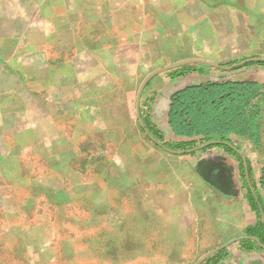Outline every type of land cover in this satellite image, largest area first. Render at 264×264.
Wrapping results in <instances>:
<instances>
[{
    "label": "crops",
    "instance_id": "0c3cea01",
    "mask_svg": "<svg viewBox=\"0 0 264 264\" xmlns=\"http://www.w3.org/2000/svg\"><path fill=\"white\" fill-rule=\"evenodd\" d=\"M61 58L68 59L67 79L61 78ZM17 59L21 64L15 66L13 62ZM258 60H264V0H0V121L3 119L6 123L12 115V91L22 90V95L36 96L46 109L40 122L45 125L44 135L54 136L52 122L60 118L61 113H67L65 109L61 111V89L68 93L64 107L72 103L74 117L76 109L82 107L79 116L83 118V114L90 112L87 120L92 121L94 106L103 105L112 91L119 93L113 105L121 106L124 112L135 90L134 84L123 82L124 77L128 75L133 82L146 75L135 93V120L154 148L181 159L180 168L161 164L165 174L192 172L198 182L202 181L219 197L209 200L191 194L185 209L183 204V208L164 211L166 228L170 229L167 235L172 231L176 244H181L176 247L183 249L186 242H194L193 237L188 238V231L202 238L204 251L199 256L179 260L155 257L121 260L120 255L113 261L116 264H264V244L246 235V229L257 221L244 188L246 184L249 186L246 163L253 171L252 184H257L259 172L254 171L247 153L235 144L237 137H232L231 143L238 157L213 143L172 151L156 141L143 123L150 121L165 139L172 140L164 116L169 97L178 90L180 79L187 78L185 85L238 78L264 84V74L258 75L260 70L264 71L262 67L234 70ZM23 61L26 66L22 65ZM230 63L234 64L228 65ZM179 68L182 74L173 77L172 71ZM35 73L36 78L32 76ZM153 80H156L153 90L147 89ZM78 90L83 91L79 96ZM39 91L53 92L54 96L41 99ZM138 95L139 119L136 115ZM25 103L26 99L22 98L18 104ZM68 114L71 111L68 110ZM3 126L0 124L1 174L7 179L15 169L18 177H25L28 174L25 170L12 167L14 156L7 154L6 143L2 142ZM41 138L44 137L38 139ZM206 149L212 150L191 155ZM240 159L245 178L239 171ZM75 162L73 158L59 170H69ZM31 188L43 190L51 205L56 201L60 204V189H40L34 178ZM261 199L264 204L262 193ZM260 215L264 225L261 211ZM108 249L110 244L101 247L103 251Z\"/></svg>",
    "mask_w": 264,
    "mask_h": 264
},
{
    "label": "rangeland",
    "instance_id": "374dc122",
    "mask_svg": "<svg viewBox=\"0 0 264 264\" xmlns=\"http://www.w3.org/2000/svg\"><path fill=\"white\" fill-rule=\"evenodd\" d=\"M60 60L61 78L67 79L68 59ZM13 64H21L20 59ZM22 65L26 66L24 61ZM263 74V70L258 72V75ZM32 76L36 78L37 74ZM145 76L133 82L128 75L124 77L125 84L135 86L129 105L124 106L125 113L121 106L113 105L119 93L112 91L103 105L94 106L92 121L87 120L90 112L83 114V118L79 116L82 107L76 109L75 117L72 103L64 107L68 93L61 89V111L65 109L67 113H61V117L52 122L54 136L44 135L45 125L42 126L40 119L45 108L36 96L22 95V90L12 91V115L6 123L3 119L0 121L5 128L2 142L6 143L7 154L14 156L12 167L28 174L20 178L12 169V175L6 179L0 171V264H116L113 260L120 255L121 260L150 257L179 260L194 259L202 254V238L189 231L188 238L193 237L194 242H186L183 249L176 247L181 244H176L172 231L167 235L170 229L166 228L164 211L183 208V204L185 209L191 194L209 200L219 196L202 181L198 182L192 172L165 174L161 164L180 168L181 159L154 148L137 126L135 93ZM112 77L116 81V77ZM187 82V78L180 79L177 88L187 86ZM155 83L156 80L150 82L147 89L153 90ZM79 93L83 91L78 90L77 96ZM53 96V92L39 91L41 99ZM22 98L26 103L18 104ZM258 106L264 144V102ZM40 137L44 138L38 139ZM235 144L247 153L254 171L259 172L264 166V147L257 148L246 138H237ZM73 158L77 162L72 163L69 170H59ZM52 167L58 169L52 170ZM33 178L40 189H60V204L56 201L51 205L43 190H32ZM194 190L196 192H192ZM106 244H110V249L101 250Z\"/></svg>",
    "mask_w": 264,
    "mask_h": 264
},
{
    "label": "trees",
    "instance_id": "16d2710c",
    "mask_svg": "<svg viewBox=\"0 0 264 264\" xmlns=\"http://www.w3.org/2000/svg\"><path fill=\"white\" fill-rule=\"evenodd\" d=\"M252 66L264 68V60L247 62L234 70ZM181 70H173L171 75L180 76ZM262 102L264 84L258 81L245 78L207 81L184 86L169 97L164 122L170 129L172 140L165 139L150 121L143 123L156 141L172 151L213 143V146L221 147L238 157L232 150V137L246 138L255 147H264L258 106ZM246 165L250 186H244L247 202L257 216L254 226L246 229V235L264 244V225L260 215L261 211L264 216L261 199V193L264 195V166L259 171L257 184H252L253 171L248 162ZM239 171L245 178L241 159Z\"/></svg>",
    "mask_w": 264,
    "mask_h": 264
},
{
    "label": "water",
    "instance_id": "95a60500",
    "mask_svg": "<svg viewBox=\"0 0 264 264\" xmlns=\"http://www.w3.org/2000/svg\"><path fill=\"white\" fill-rule=\"evenodd\" d=\"M254 59L250 60V61H253ZM147 82V79L143 82V84L141 85V88H143V86L145 85V83ZM140 93V91H139ZM138 100H139V95L137 96V104H136V115H137V118L139 119V114H138ZM140 125L142 126V124L140 123ZM211 144V143H210ZM207 145V144H206Z\"/></svg>",
    "mask_w": 264,
    "mask_h": 264
}]
</instances>
